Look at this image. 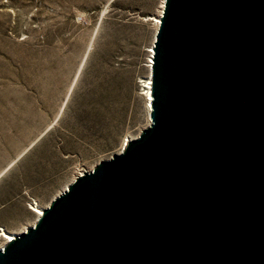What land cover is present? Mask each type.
Wrapping results in <instances>:
<instances>
[{"label": "water", "instance_id": "obj_1", "mask_svg": "<svg viewBox=\"0 0 264 264\" xmlns=\"http://www.w3.org/2000/svg\"><path fill=\"white\" fill-rule=\"evenodd\" d=\"M150 124L0 264H264V0H165Z\"/></svg>", "mask_w": 264, "mask_h": 264}, {"label": "rangeland", "instance_id": "obj_2", "mask_svg": "<svg viewBox=\"0 0 264 264\" xmlns=\"http://www.w3.org/2000/svg\"><path fill=\"white\" fill-rule=\"evenodd\" d=\"M164 3L0 0V227L32 225V205L48 207L148 127Z\"/></svg>", "mask_w": 264, "mask_h": 264}, {"label": "bare ground", "instance_id": "obj_3", "mask_svg": "<svg viewBox=\"0 0 264 264\" xmlns=\"http://www.w3.org/2000/svg\"><path fill=\"white\" fill-rule=\"evenodd\" d=\"M163 8H164V4H162V7H161V11H160V14H159V16H157V17H154V22H155V26H159V24H160V17H161V14H162V12H163ZM151 51V54L153 53V50L151 49L150 50ZM153 55V54H152ZM151 55V56H152ZM152 62H153V60H152V57L149 59V67H152ZM151 84H152V80H151V77H149V81H148V83H147V88H148V90H147V98H146V101H147V108H148V111L150 112V109H151V104H150V102H151V100H152V95H151ZM131 139H133L132 137H130V138H127L126 140H125V142L123 143V145H122V147L125 145V144H127ZM93 168H91V169H89V170H92ZM84 171H80L79 173H78V175H80V174H82ZM76 178V177H75ZM74 178V179H75ZM73 179V180H74ZM67 188V187H66ZM65 188V189H66ZM64 189V190H65ZM32 207H33V210L35 211V213L37 214V218L40 216V215H42L43 214V207H41V206H39L38 204H35V206L34 205H32ZM34 224H35V222L32 224V225H30V226H28V227H25L23 230H21V231H19V232H12V231H7V230H5L3 227H0V237H2L3 238V242H2V244L0 245V249H2L9 241H11V240H13L18 234H20V233H22V232H25V231H27V229H29V227H32V226H34Z\"/></svg>", "mask_w": 264, "mask_h": 264}]
</instances>
